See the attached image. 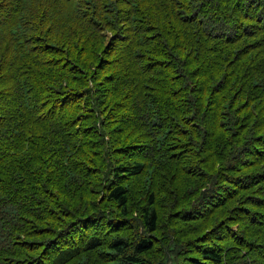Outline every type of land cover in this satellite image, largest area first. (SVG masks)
I'll list each match as a JSON object with an SVG mask.
<instances>
[{"label":"trees","instance_id":"obj_1","mask_svg":"<svg viewBox=\"0 0 264 264\" xmlns=\"http://www.w3.org/2000/svg\"><path fill=\"white\" fill-rule=\"evenodd\" d=\"M0 264H264V0H0Z\"/></svg>","mask_w":264,"mask_h":264}]
</instances>
